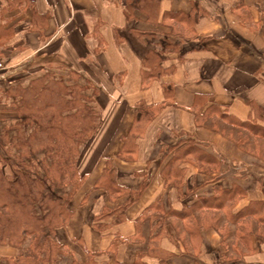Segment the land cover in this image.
<instances>
[{"label":"crops","instance_id":"0c3cea01","mask_svg":"<svg viewBox=\"0 0 264 264\" xmlns=\"http://www.w3.org/2000/svg\"><path fill=\"white\" fill-rule=\"evenodd\" d=\"M0 59L1 84L72 71L97 92L101 127L57 231L75 260L217 263L213 228L190 237L192 254L157 241L214 196L218 209L196 211L248 215L263 231L264 163L228 136L264 135V0H0ZM188 157L211 173L185 170ZM151 242L160 246L145 258ZM253 251L232 264H264V240L253 236Z\"/></svg>","mask_w":264,"mask_h":264},{"label":"trees","instance_id":"16d2710c","mask_svg":"<svg viewBox=\"0 0 264 264\" xmlns=\"http://www.w3.org/2000/svg\"><path fill=\"white\" fill-rule=\"evenodd\" d=\"M66 72L44 74L25 86L5 84L0 91V103L15 115L9 124L2 119L0 132V247L16 252L0 256V264H96L88 254L85 262L77 261L72 252L68 261L64 243L54 239L68 224L70 203L85 180L77 169L80 145L94 136L100 121L96 90L81 75ZM214 194L225 200L229 191ZM218 199H203L186 211L192 214L201 204L218 209ZM225 258L220 255L214 264L234 263Z\"/></svg>","mask_w":264,"mask_h":264},{"label":"rangeland","instance_id":"374dc122","mask_svg":"<svg viewBox=\"0 0 264 264\" xmlns=\"http://www.w3.org/2000/svg\"><path fill=\"white\" fill-rule=\"evenodd\" d=\"M0 62L4 67V64L2 63L1 59ZM2 70H0V72ZM8 76L12 77L14 75L12 76L8 75ZM9 77H7L6 80H4L5 81L4 84L0 83V91L4 88L5 84H8L7 82L9 80ZM97 109L100 110L99 107H97ZM14 117L15 115L9 110V108H7V106L3 104V102L0 103V132H2L4 126L6 125L5 122L2 121V119L3 120L5 119L7 124H9L11 122L10 119ZM101 123H102V117L100 111V121L97 130L94 133V136L101 127ZM229 134L230 136L228 137L230 138L229 140L231 141V143L235 145V147L244 154L246 159L251 160L253 159V157H255L258 161H262L264 163V135H262L261 137L260 136L257 137L255 135L254 136L251 135L250 133L241 134L235 132L233 129H231V132ZM90 140L80 145L81 156L77 163L78 164L77 169L80 174H83L80 168L85 167L83 165L84 164L83 159H85L86 155L87 158L89 156L88 150L91 145ZM40 158L41 157H37L35 158L34 161L37 162ZM247 164L249 163L247 162ZM180 165L185 170H189L192 165L195 169L197 168L198 171L204 170L205 173H211V168H209L208 166L200 167V165L196 161L192 160L191 157L184 159V161L181 162ZM57 193H61V195L65 194L62 191H59ZM235 202H237V199L234 201L233 204L231 203L227 206H230V208L233 209L235 207ZM228 213L229 210L226 211L199 210L198 212L195 211L191 214V216H188V218H183V219L178 218L179 220L175 219L178 223L175 224L174 226L171 225L173 229L169 228L166 230L167 232L164 230L160 235L161 237H159V240L157 241L160 242V241L168 240L171 243L177 244L180 247H182L185 252L192 254V252L194 253L196 250L195 247L196 244L195 245L192 244L190 237L194 236L196 233L199 236L198 233L202 229L213 228V230L216 232V234L221 240L220 245L222 249V254L224 257H226L225 259L227 261L234 262L239 258H245V257L248 260L249 257L253 256L256 253L253 251V236L257 237L258 239L264 240V229H262L263 231H260V227L259 226L257 227V225L253 222V217H250L248 215H242L243 218L240 216V218L242 219H240L239 222L236 221L232 223L231 221L228 220L229 219V216L227 215ZM165 220L168 221L167 219ZM169 222L170 221L166 223L167 226L168 224H170ZM61 238H62V234L57 232L54 239L59 241L61 240ZM159 242H151V244L148 246V248L150 247L151 252L145 253L144 254L145 258L151 259L156 256L155 251H157V248H159L160 246ZM0 249H1L0 253L5 252L7 254V256L5 257H10L11 255L13 256L15 255L14 249L12 250L4 246H1ZM64 255H66L68 261L72 260V258L69 257V255H71L70 251L65 250ZM88 256H90L89 258H91V260L94 261L96 264H100V261L95 259L91 254L88 253ZM64 261L67 260L63 258L62 262Z\"/></svg>","mask_w":264,"mask_h":264},{"label":"built area","instance_id":"2783aa9c","mask_svg":"<svg viewBox=\"0 0 264 264\" xmlns=\"http://www.w3.org/2000/svg\"><path fill=\"white\" fill-rule=\"evenodd\" d=\"M3 69V65L1 64V62H0V70H2Z\"/></svg>","mask_w":264,"mask_h":264}]
</instances>
